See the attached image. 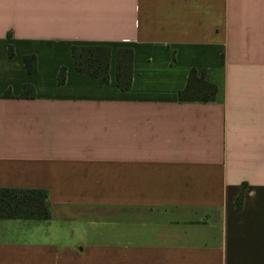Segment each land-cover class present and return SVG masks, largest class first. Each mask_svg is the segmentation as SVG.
<instances>
[{"label":"crops","instance_id":"0c3cea01","mask_svg":"<svg viewBox=\"0 0 264 264\" xmlns=\"http://www.w3.org/2000/svg\"><path fill=\"white\" fill-rule=\"evenodd\" d=\"M73 43L111 47L107 83ZM0 57V187L50 208L0 218V264H264V0H0ZM191 69L213 99H179Z\"/></svg>","mask_w":264,"mask_h":264},{"label":"trees","instance_id":"16d2710c","mask_svg":"<svg viewBox=\"0 0 264 264\" xmlns=\"http://www.w3.org/2000/svg\"><path fill=\"white\" fill-rule=\"evenodd\" d=\"M10 36V33L9 35ZM8 55H13V46L8 44ZM70 53L74 68L81 73L95 77L99 84H105L109 79V60L111 47L102 43H73ZM133 50L128 46H119L115 50V85L122 91L128 90L131 84ZM22 60L27 72L36 69V57L33 53L22 55ZM194 69L189 72V79L185 87L178 92L179 99H213L216 86L205 81L202 77L196 78L192 83ZM65 67L61 66L57 74V82L63 83ZM5 96L11 95L7 89ZM33 86L24 83L20 96H33ZM48 193L42 188L0 187V218H30L44 220L50 216ZM242 194L236 197V206H241Z\"/></svg>","mask_w":264,"mask_h":264},{"label":"rangeland","instance_id":"374dc122","mask_svg":"<svg viewBox=\"0 0 264 264\" xmlns=\"http://www.w3.org/2000/svg\"><path fill=\"white\" fill-rule=\"evenodd\" d=\"M55 56L56 57H58V56L63 57L62 53H59V55H54V57ZM0 59H1V57H0ZM114 62H115V60L113 58V60L111 61V63H112L111 68L113 69V72L115 70ZM0 64H1V60H0ZM40 73L36 76H33L32 79L37 81L38 83L46 84V82L49 80L48 75H42ZM20 78H22V74H20L19 72H16L15 69L9 71L8 68H2V66H0V82H3V81L5 82L7 79H9V82L11 80L13 83H15Z\"/></svg>","mask_w":264,"mask_h":264}]
</instances>
